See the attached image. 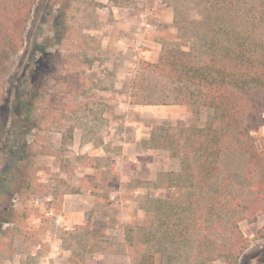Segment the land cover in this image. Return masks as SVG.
<instances>
[{
	"label": "rangeland",
	"instance_id": "rangeland-1",
	"mask_svg": "<svg viewBox=\"0 0 264 264\" xmlns=\"http://www.w3.org/2000/svg\"><path fill=\"white\" fill-rule=\"evenodd\" d=\"M212 1L36 4L6 92L11 102L15 73L36 68L38 75L20 93L35 99L31 119H11L12 102L0 105V264L37 260L55 243L93 246L117 264H233L224 258L200 262L199 238L215 245L228 238L191 221L204 204L186 196L185 180L178 179L183 162L150 141L156 127L203 128L215 116L210 108L173 104L179 86L148 67L164 51L202 49V35L217 14ZM228 2L216 7L238 24L251 10L249 22L264 31V0ZM18 125L27 133L17 139L12 130ZM244 126L255 140L264 139V108L250 112ZM219 165L232 191L246 185L240 153L228 151ZM71 196L84 203L64 209L63 199ZM76 206L83 208L78 214ZM263 226L264 214L239 223L248 246L236 264H264Z\"/></svg>",
	"mask_w": 264,
	"mask_h": 264
},
{
	"label": "trees",
	"instance_id": "trees-1",
	"mask_svg": "<svg viewBox=\"0 0 264 264\" xmlns=\"http://www.w3.org/2000/svg\"><path fill=\"white\" fill-rule=\"evenodd\" d=\"M39 1L0 0V105L10 102L6 94L12 88L7 78L9 67L23 49L27 23ZM226 1H212L217 14L202 35L200 51L170 49L148 64L152 72L179 86V97L173 104H193L214 111V118L203 128L156 127L150 137L159 148L171 149L173 157L181 159L185 172L178 179L185 180L186 196L196 206L204 204L192 213L191 221H202L204 229L216 228L228 238L223 245H215L207 236L199 238L197 256L201 263L224 258L236 264L248 246L239 223H254L264 214V139L255 140L244 126L250 112L255 114L264 108V31L257 32L249 22L251 10L244 11L239 24L232 13H221L220 5L216 6L231 5ZM46 2L43 0L45 7ZM37 75L35 67L15 73L18 85L10 104L15 110L10 113L11 119L22 123L31 119L35 99L27 100L20 93L29 78ZM139 104L150 103L141 100ZM26 133L22 125L12 130L17 139ZM230 150L246 158V185L236 191L231 190V181L219 165L220 158ZM261 232L263 237L264 226Z\"/></svg>",
	"mask_w": 264,
	"mask_h": 264
},
{
	"label": "crops",
	"instance_id": "crops-1",
	"mask_svg": "<svg viewBox=\"0 0 264 264\" xmlns=\"http://www.w3.org/2000/svg\"><path fill=\"white\" fill-rule=\"evenodd\" d=\"M137 134V131H135ZM140 138V137H139ZM63 208L66 209L68 204H83L84 201L79 197H65L63 199ZM69 209V208H68ZM82 207H75L74 212L82 211ZM73 211V208H71ZM80 214V213H79ZM73 229H70L72 232ZM88 234V233H87ZM37 260L30 262H21L19 260L9 261V264H117L119 261L116 257L104 253H95L93 246L81 245L74 247L72 245L52 244L49 248L45 247L38 253ZM32 256H35L34 254Z\"/></svg>",
	"mask_w": 264,
	"mask_h": 264
}]
</instances>
